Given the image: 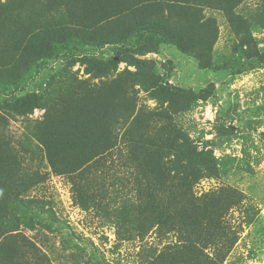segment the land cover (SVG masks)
<instances>
[{
	"label": "trees",
	"instance_id": "1",
	"mask_svg": "<svg viewBox=\"0 0 264 264\" xmlns=\"http://www.w3.org/2000/svg\"><path fill=\"white\" fill-rule=\"evenodd\" d=\"M242 2L5 0L0 3V108L19 116L44 109L47 94L43 84L42 93L15 94L22 91L16 80L17 67L27 65L24 68L30 74L31 66L38 69V61H46L43 53L48 56L66 53V68L80 63L92 79L117 71L122 63L134 67L136 72L131 76L136 85L160 93L163 103H168L175 113L188 111L197 101L213 96L215 85L211 83L197 92L175 88L155 75L154 65L139 57L156 53L162 44L171 43L184 53H193L202 69L213 67L218 29L214 19L207 18L204 11L207 7L222 9L232 22L241 25L243 19L233 11ZM262 3L264 6V0ZM34 6L35 10L30 12L39 20L31 15L30 20H24L25 12ZM108 45L116 48L113 58L100 60L87 53ZM233 50L237 54V67L244 56L248 60L258 56L256 43L249 34L242 35ZM62 83L64 92L54 103L57 107L35 122L31 133L43 153L46 167L53 174L71 180L79 208L88 212L101 209L107 192L102 187L94 188L93 180L97 178L94 176L99 175L121 146L117 128H126L124 138L130 130L139 129L127 140L130 155L123 165L136 170L133 185L134 191H139L142 215L151 220L155 215L159 224L166 223L163 227L168 232L180 234V242L154 263L222 264L236 243L229 236L227 216L243 204L244 198L237 189L225 187L201 197L194 195L192 188L197 181L221 173L212 152H199L168 114L163 121L160 115L155 119V114L146 117L137 114L129 120L136 106L128 100L121 76L92 86L88 80L77 83L71 76ZM4 124L6 118L0 113V236L18 230L22 224L34 228L39 217L35 210L40 206L35 200H26L24 195L45 180L42 175H25L20 170L16 157L2 140ZM152 130L150 137L147 134ZM171 154L176 161L170 167L164 159ZM159 190L166 194L157 198ZM130 209L128 204H123L120 217L128 219ZM48 213L54 214L51 209ZM153 222L156 223L154 219ZM2 247L0 264H14L18 246L7 239ZM209 248H215L217 260L206 252Z\"/></svg>",
	"mask_w": 264,
	"mask_h": 264
},
{
	"label": "rangeland",
	"instance_id": "2",
	"mask_svg": "<svg viewBox=\"0 0 264 264\" xmlns=\"http://www.w3.org/2000/svg\"><path fill=\"white\" fill-rule=\"evenodd\" d=\"M2 2L5 0H0ZM31 10H35V6L25 12L23 19L30 20L31 15L38 21ZM204 12L207 18L214 19L218 29L213 67L202 69L193 53H184L171 43L162 44L156 53L139 57L154 65L155 75L175 88L197 92L211 83L215 85L213 96L197 101L188 111L175 113L168 103H163L160 93L136 85L131 76L136 69L125 63L101 79L90 78L80 63L67 69L66 53L50 57L43 53L46 61H38V69L36 65L31 66L30 74L24 68L27 65H18L16 80L22 91L15 94L42 93L40 85L43 84L47 103L44 109H36L26 116L0 108L7 121L1 129L2 140L16 157L20 170L25 175L45 177L24 195L26 200H35L40 206L35 210L39 217L34 221V228L22 224L18 230L0 236V249L7 239L18 246L14 264H155L162 254L170 253L171 246L180 242V234L173 230L168 232L163 227L166 223L159 224L155 215L152 220L142 215L139 191H134L133 185L136 170L123 165L130 155L127 140L139 129L130 130L124 138L126 128H117L121 146L99 175L94 176L97 177L93 180L94 188L102 187L107 192L101 209L81 210L74 200L69 177L55 175L46 167L31 130L49 109L52 113L57 107L54 103L64 92L62 81L67 76L77 83L88 80L91 86L121 76L126 96L136 106L129 120L137 114L143 117L155 114V119L160 115L163 121L168 114L199 152H212L221 173L197 181L192 188L194 195L201 197L225 187L237 189L244 198L243 204L227 216L229 236H233L236 243L222 264H264V6L262 0H243L233 11L243 19L241 25L232 22L222 9L207 7ZM248 34L256 43L258 56L250 60L244 56L241 66L237 67V54L233 49L242 35ZM87 53L107 60L115 56L116 48L108 45ZM147 135L151 137L153 130ZM175 161L173 154L164 159L170 167ZM165 194L159 190L155 197ZM123 204L131 207L126 220L120 217ZM50 209L53 215L48 213ZM206 252L216 259L215 248Z\"/></svg>",
	"mask_w": 264,
	"mask_h": 264
}]
</instances>
